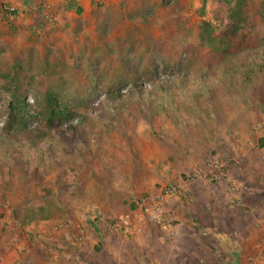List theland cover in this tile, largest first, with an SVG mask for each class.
I'll return each mask as SVG.
<instances>
[{
    "label": "rangeland",
    "instance_id": "rangeland-1",
    "mask_svg": "<svg viewBox=\"0 0 264 264\" xmlns=\"http://www.w3.org/2000/svg\"><path fill=\"white\" fill-rule=\"evenodd\" d=\"M87 1L89 8L0 0V222L52 220L70 240L66 264H172L175 251L165 245L180 229L170 238L145 225L141 235L155 232L156 245L140 253L129 241L141 235H114L106 224L136 217V203L164 186L189 199L187 182L204 180L226 198L234 184L241 207L226 201L222 211L235 226L230 239L245 232L256 242L249 257L264 242V67H249L264 64V0ZM44 5L55 24L33 18ZM237 5L255 29L232 41ZM141 170L167 181L131 199L129 214L99 213L90 199L97 185L106 189ZM197 228L180 247L189 256L180 263L224 264L228 247L214 238L229 244L227 237ZM88 229L115 241L106 246Z\"/></svg>",
    "mask_w": 264,
    "mask_h": 264
},
{
    "label": "crops",
    "instance_id": "crops-1",
    "mask_svg": "<svg viewBox=\"0 0 264 264\" xmlns=\"http://www.w3.org/2000/svg\"><path fill=\"white\" fill-rule=\"evenodd\" d=\"M70 1L81 8L90 7L87 0ZM113 1L119 4L121 0ZM143 167L146 170L147 166L144 165ZM231 168L227 167L228 175L238 178L239 182H243V179H239L240 174L238 172L240 173V171L238 169L231 170ZM141 171L144 174V170ZM165 181H167L166 178L164 179L158 173L150 176L146 172L141 176L135 175L124 179L118 178L112 180L111 184H107L106 189L97 185V194L91 196L90 199L96 202L99 213L109 216L112 211L111 207H114L117 210L116 212L121 211L122 213L129 214L132 212L129 204L131 199L138 196L143 189H154L157 184H162ZM126 182L129 183L127 184ZM133 184L137 185L134 190L131 188ZM186 186L190 193L189 199L185 194L175 197L169 206L170 213L178 221L181 232L177 240L169 245H165L175 251V258H169L170 261L174 259L172 264H181L182 260H188L189 256L180 253V247H182L183 242L191 241L194 238L195 231L198 230L197 227L214 230L219 235L227 237L229 244H227L228 242L225 241V238H214L217 245L223 243L224 247H228L224 264H247L248 257L246 258L245 251L248 246L254 247V243L256 242L252 241L249 243L250 236L244 231V235H240L238 240L230 239V229L234 230L235 226L227 224L231 223V220L222 211V205L226 203L224 188H217L216 184L208 183L204 180L187 182ZM252 195L254 196L255 192ZM116 212L111 214H116ZM51 221L38 218V220L32 221L27 225L18 224L17 222L12 224V221L0 222V264H66L65 249L67 241L70 240L66 236V231L57 229L56 223ZM233 223L236 226L239 225L235 218L233 219ZM87 233L90 237H96L94 234L96 233L95 230L88 229ZM154 235L155 232L148 231L146 234L134 239V241L129 242H132L140 253L146 252L147 248H153L156 245ZM114 238L116 237L109 236L104 232H101V237L98 236V240L102 241L106 246L111 241H115ZM204 246V249L208 251L209 243H205ZM139 256L142 257L140 254ZM134 260L129 258L127 262L128 264H135ZM158 260L160 261L158 263L162 264L160 258ZM138 261H140L139 257ZM202 262L206 263L205 260H202ZM208 262L209 260H207Z\"/></svg>",
    "mask_w": 264,
    "mask_h": 264
},
{
    "label": "built area",
    "instance_id": "built-area-1",
    "mask_svg": "<svg viewBox=\"0 0 264 264\" xmlns=\"http://www.w3.org/2000/svg\"><path fill=\"white\" fill-rule=\"evenodd\" d=\"M93 1L98 5H103L113 0ZM51 9L50 5L35 8L33 18L38 21L43 20V22L53 25L56 22V18ZM4 11L13 15L19 12L16 8L11 6H5ZM262 127H264V124ZM262 127L256 126L255 130L259 131ZM214 166L220 169L219 162L215 161ZM219 174V176H216L218 180L226 177L222 173ZM238 191L239 188L231 184L226 193L227 204L232 210L239 209L242 204ZM178 194L179 188L177 186H164L158 193L147 195L136 203L139 210L136 217L113 219L106 224L107 231L125 238H135L141 235L145 225L151 224L159 230L166 232L170 238H177L179 235V228L169 213L168 205ZM247 264H264V242L255 253L248 257Z\"/></svg>",
    "mask_w": 264,
    "mask_h": 264
},
{
    "label": "trees",
    "instance_id": "trees-1",
    "mask_svg": "<svg viewBox=\"0 0 264 264\" xmlns=\"http://www.w3.org/2000/svg\"><path fill=\"white\" fill-rule=\"evenodd\" d=\"M230 21H231V25H230L231 37L230 38L232 41H234L236 39L238 34L242 36L241 33L245 29H250V30L255 29V26L250 24L249 20L246 18V15L243 12V6L242 5H240V6L237 5V6H235V8H233V10H231ZM252 65L256 66L258 68L264 67V64H258L257 61H251L249 63V67Z\"/></svg>",
    "mask_w": 264,
    "mask_h": 264
}]
</instances>
